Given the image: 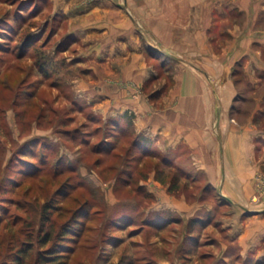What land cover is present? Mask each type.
Returning a JSON list of instances; mask_svg holds the SVG:
<instances>
[{
  "label": "rangeland",
  "instance_id": "1",
  "mask_svg": "<svg viewBox=\"0 0 264 264\" xmlns=\"http://www.w3.org/2000/svg\"><path fill=\"white\" fill-rule=\"evenodd\" d=\"M95 2L0 0V263L24 239L34 256L38 236L82 207L87 219L68 264H264V237L255 243L249 231L264 217V105L251 120L263 131L252 134L250 195L220 163L228 154L221 135L207 155L212 166H203L189 145L137 130L135 104L104 115L110 86L163 108L172 50L141 40L144 73L127 69L131 56L108 55L89 38L106 26L75 22ZM251 94L238 88L229 122L247 125ZM210 129L215 135V120ZM46 201L58 208L44 221Z\"/></svg>",
  "mask_w": 264,
  "mask_h": 264
},
{
  "label": "crops",
  "instance_id": "2",
  "mask_svg": "<svg viewBox=\"0 0 264 264\" xmlns=\"http://www.w3.org/2000/svg\"><path fill=\"white\" fill-rule=\"evenodd\" d=\"M56 2L68 7L74 0ZM75 22L94 29L106 26L102 36L94 33L89 38L108 55L131 56L126 66L130 70L144 73L141 40H158L172 50V91L158 99L163 108L151 109L152 102L130 97L127 88L110 86L99 104L100 112L113 116L135 104L137 130L172 138V147L189 145L203 166H212L207 155L212 141L220 145L221 135L220 150L228 154L220 163L232 169L226 175L238 177L247 195L256 192L251 141L252 134L263 130L251 120L253 112L264 105V0H96L88 14ZM140 25L146 26L148 34L138 35ZM141 76L135 74L134 80L138 82ZM246 87L255 104L247 125L231 123L228 105L238 88ZM212 120L216 121L215 135L210 129ZM259 134L264 137V132ZM253 220L249 231L257 243L264 237V217Z\"/></svg>",
  "mask_w": 264,
  "mask_h": 264
},
{
  "label": "trees",
  "instance_id": "3",
  "mask_svg": "<svg viewBox=\"0 0 264 264\" xmlns=\"http://www.w3.org/2000/svg\"><path fill=\"white\" fill-rule=\"evenodd\" d=\"M43 206L42 217L47 221L50 218L48 213L58 207L50 201H46ZM81 208L70 210L69 216L58 227L52 225L45 231L42 230L37 239L38 248L34 256V241L24 239L11 251L9 258L0 264H29L32 258L34 264H68L69 255L75 242L79 240L87 219L86 212H82Z\"/></svg>",
  "mask_w": 264,
  "mask_h": 264
}]
</instances>
